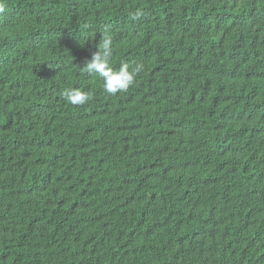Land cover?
Here are the masks:
<instances>
[{
	"label": "trees",
	"instance_id": "obj_1",
	"mask_svg": "<svg viewBox=\"0 0 264 264\" xmlns=\"http://www.w3.org/2000/svg\"><path fill=\"white\" fill-rule=\"evenodd\" d=\"M0 264H264V0H0Z\"/></svg>",
	"mask_w": 264,
	"mask_h": 264
},
{
	"label": "clouds",
	"instance_id": "obj_2",
	"mask_svg": "<svg viewBox=\"0 0 264 264\" xmlns=\"http://www.w3.org/2000/svg\"><path fill=\"white\" fill-rule=\"evenodd\" d=\"M103 44L101 52L98 50L93 53L90 60L86 61L85 67L89 73H95L103 80V89L106 93L110 95H115L120 92H126L128 89L134 84L136 76L143 70L142 64H137L133 69H129L127 64L122 65L118 70H113V68L109 67L108 57L111 53V38L108 36H103ZM64 99L67 103L72 105H83L87 102L88 96L86 93L81 92L79 90L73 89L70 91H66L64 94ZM173 95H177V92H173ZM118 128L121 123L120 114L117 117ZM239 127L235 123H231L225 126H220L222 128L224 134V142L229 147L233 146L235 141L228 139V134L230 131L235 130V128ZM235 132H246L243 129H239ZM229 152L230 149H229ZM232 154V153H230Z\"/></svg>",
	"mask_w": 264,
	"mask_h": 264
}]
</instances>
